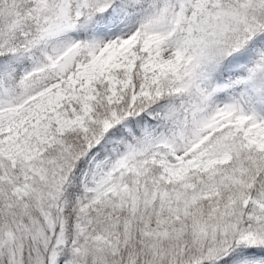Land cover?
<instances>
[{"label":"snow or ice","instance_id":"1","mask_svg":"<svg viewBox=\"0 0 264 264\" xmlns=\"http://www.w3.org/2000/svg\"><path fill=\"white\" fill-rule=\"evenodd\" d=\"M0 264H264V0H0Z\"/></svg>","mask_w":264,"mask_h":264}]
</instances>
